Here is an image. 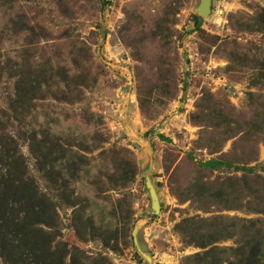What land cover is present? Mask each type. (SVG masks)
<instances>
[{
	"label": "rangeland",
	"instance_id": "1",
	"mask_svg": "<svg viewBox=\"0 0 264 264\" xmlns=\"http://www.w3.org/2000/svg\"><path fill=\"white\" fill-rule=\"evenodd\" d=\"M199 1L0 0V264H264V0Z\"/></svg>",
	"mask_w": 264,
	"mask_h": 264
},
{
	"label": "crops",
	"instance_id": "2",
	"mask_svg": "<svg viewBox=\"0 0 264 264\" xmlns=\"http://www.w3.org/2000/svg\"><path fill=\"white\" fill-rule=\"evenodd\" d=\"M123 82L127 83V80H124ZM125 98H126V102L128 103V105H127L126 109L123 108V110H125V113L127 112L128 115L126 117L124 116L125 119H124V122H123L124 123V125H123L124 126L123 127L124 130L123 131L128 136V139H130V141L134 144V141L138 137L137 136V127H138L137 116H138V114H137V109H136L135 105L131 102L130 93L128 94V96L126 95ZM183 105H185L186 109L188 108L187 107V102L183 103ZM172 118H173V116H169V118H168L169 122H167V124L164 127H163V125L160 127L161 128V130H160L161 132L162 131L164 132L166 129H172V131H174V128H176V124L175 123H177L176 122L177 120H174V119L172 120ZM114 119L118 121V117L117 116H114ZM170 120H171V123H170ZM119 123H121V122L119 121ZM123 123H121V124H123ZM149 137H150V135H149ZM151 138L154 140L155 136L153 135ZM145 142L146 141L141 142L140 146H137V147H138L139 153L143 157V162H144L143 167L146 168L147 170H152L154 167H156L157 164H156V161L154 159V156H152V154H154V153L151 154V151H150V149H148V147H147ZM158 178L159 177L155 176L154 178H152L153 179L152 181H156ZM162 198L165 201H168L167 200V196L165 194H164V196H162ZM206 248H207V246H204V247L200 248V250H204Z\"/></svg>",
	"mask_w": 264,
	"mask_h": 264
},
{
	"label": "water",
	"instance_id": "3",
	"mask_svg": "<svg viewBox=\"0 0 264 264\" xmlns=\"http://www.w3.org/2000/svg\"><path fill=\"white\" fill-rule=\"evenodd\" d=\"M210 3H211V0H200L198 5L195 7L196 12L201 16L208 15V12L210 11ZM147 182H148V188H149L150 194L153 195V197H155V195L157 194L154 191V188H153L152 183L150 182V179H147ZM154 206L156 207V201L154 202Z\"/></svg>",
	"mask_w": 264,
	"mask_h": 264
},
{
	"label": "trees",
	"instance_id": "4",
	"mask_svg": "<svg viewBox=\"0 0 264 264\" xmlns=\"http://www.w3.org/2000/svg\"><path fill=\"white\" fill-rule=\"evenodd\" d=\"M226 262H227V261H225V262L223 261L222 263H226ZM229 262H230V261L228 260V262H227V263H229Z\"/></svg>",
	"mask_w": 264,
	"mask_h": 264
},
{
	"label": "built area",
	"instance_id": "5",
	"mask_svg": "<svg viewBox=\"0 0 264 264\" xmlns=\"http://www.w3.org/2000/svg\"><path fill=\"white\" fill-rule=\"evenodd\" d=\"M219 78V77H218ZM220 79V78H219Z\"/></svg>",
	"mask_w": 264,
	"mask_h": 264
}]
</instances>
